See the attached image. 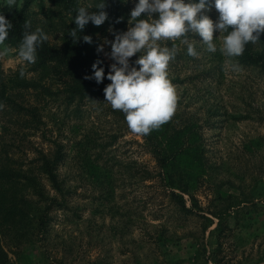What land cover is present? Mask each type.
Instances as JSON below:
<instances>
[{
  "label": "rangeland",
  "instance_id": "1",
  "mask_svg": "<svg viewBox=\"0 0 264 264\" xmlns=\"http://www.w3.org/2000/svg\"><path fill=\"white\" fill-rule=\"evenodd\" d=\"M24 5L39 13L53 7L51 0H17L15 6ZM127 6L132 10L135 0ZM4 8L0 0V12ZM209 15L215 20L218 13L213 8ZM188 39L198 56L176 41L168 72L178 101L164 144L176 148L169 139L176 134L180 146L181 139L189 144L191 131L198 132L195 151L180 161L196 177L192 193L176 189L193 212L180 210L155 150L131 132L118 110L105 103L51 102L44 119L53 128L49 137L66 144L59 168L66 201L53 207L48 231L36 243L10 252L12 262L264 264V69L222 55L219 40L218 51L210 53L199 36L190 33ZM4 46L9 52L0 57L2 68L26 63L17 48ZM254 46L264 53V34ZM108 54L107 45L111 65ZM1 126L0 119V132ZM29 138V158L35 148L48 147L39 131ZM181 178L186 183L188 171Z\"/></svg>",
  "mask_w": 264,
  "mask_h": 264
},
{
  "label": "trees",
  "instance_id": "2",
  "mask_svg": "<svg viewBox=\"0 0 264 264\" xmlns=\"http://www.w3.org/2000/svg\"><path fill=\"white\" fill-rule=\"evenodd\" d=\"M51 2L53 7L46 13L32 11L29 5L4 8L1 11L13 23L5 43L18 51L26 21L31 23L33 30L40 27L52 37L37 50L34 64L26 62L11 71L0 66V264H15L10 258V252L36 243L40 235L48 231L53 207L65 205L64 182L59 168L66 144L49 137L48 133L53 128L49 129L44 119V110L51 102L57 101L67 107L87 103H105L111 107L105 101L103 91L111 81L106 78L103 83L97 84L94 80L85 79V76L91 75L92 64L97 59L103 61L101 66L105 67L107 76L110 64L105 57V50L108 45L111 52V44H104V51L100 53H97L96 48L105 40L113 41L115 32L126 31L129 27L131 8L124 0H108L105 10L109 13V20L99 27L90 22L81 33V39L74 43L68 33L75 27L73 17L76 9L90 4L95 11L97 0ZM110 28L114 31H109ZM84 35L92 36L93 43H85ZM139 55L137 53L130 58L131 61L134 63ZM239 57L245 64H257L264 69V53L255 52L254 44L249 43ZM21 71L24 72L23 76L20 75ZM38 131L45 140L48 137V147H34V157L29 158L28 151L33 149L27 144L32 142L29 135ZM168 131L169 122H166L143 137L155 150L159 166L165 172L164 179L175 187L171 191L172 198L177 200L181 211L193 212L186 206L184 196L176 189L192 193L190 183L195 182L196 177L190 170L180 166V161L195 151L197 141L194 137L198 138V132L191 131L189 144L188 141L185 145L181 139V146V135L176 134L178 138L169 137L174 141L169 143L176 145V148L170 150L164 144L168 140ZM24 147L27 149L23 150ZM197 160L196 157L191 159ZM192 163L190 165L193 166ZM184 170L189 175L186 183L181 178ZM46 182L56 195L50 194Z\"/></svg>",
  "mask_w": 264,
  "mask_h": 264
},
{
  "label": "clouds",
  "instance_id": "3",
  "mask_svg": "<svg viewBox=\"0 0 264 264\" xmlns=\"http://www.w3.org/2000/svg\"><path fill=\"white\" fill-rule=\"evenodd\" d=\"M16 4L17 0H5L9 9ZM107 4L108 0H97L95 11L90 4L76 9L75 27L68 33L74 43L81 39L90 22L99 27L109 20ZM213 8L218 13L215 20L209 15ZM128 24L126 31L114 33L113 41L105 40L96 48L100 53L104 44H111L108 55L113 63L107 76L101 66L103 61L97 59L85 79L97 84L106 78L111 81L103 90L105 101L124 113L131 132L148 135L168 122L177 107V90L168 72L170 61L177 55L176 41L187 45V54L195 57L198 53L189 42L190 33L199 36L210 53L218 51L219 40L222 55L239 57L249 43L256 44L264 34V0H135ZM12 28V21L0 12V57L9 52L4 45ZM24 29L18 55L22 61L34 64L37 50L49 40V35L40 27L33 30L29 21ZM217 32L219 36H214ZM83 41L92 44L93 38L84 35ZM168 41L172 42L171 47L164 44ZM137 53L140 55L133 63L130 58Z\"/></svg>",
  "mask_w": 264,
  "mask_h": 264
}]
</instances>
